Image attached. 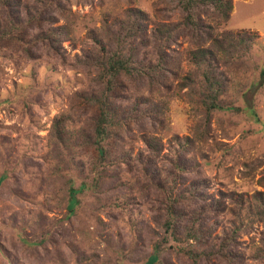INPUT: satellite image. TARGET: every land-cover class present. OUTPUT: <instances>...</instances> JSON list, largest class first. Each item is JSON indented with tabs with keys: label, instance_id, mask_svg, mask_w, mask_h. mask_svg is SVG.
<instances>
[{
	"label": "rangeland",
	"instance_id": "374dc122",
	"mask_svg": "<svg viewBox=\"0 0 264 264\" xmlns=\"http://www.w3.org/2000/svg\"><path fill=\"white\" fill-rule=\"evenodd\" d=\"M14 1L0 5V264H148L156 244L153 264H264V0H230L227 21L199 9L195 27L178 0ZM129 16L141 30L107 102L100 161L105 85L85 61L105 57L96 38L107 46ZM201 48L207 65L192 59ZM206 71L222 81L221 109L207 108ZM177 196V232L197 218L200 241L167 239Z\"/></svg>",
	"mask_w": 264,
	"mask_h": 264
},
{
	"label": "trees",
	"instance_id": "16d2710c",
	"mask_svg": "<svg viewBox=\"0 0 264 264\" xmlns=\"http://www.w3.org/2000/svg\"><path fill=\"white\" fill-rule=\"evenodd\" d=\"M15 2L16 1L14 0H0V5L3 7H8L10 9L12 8L11 5ZM178 3L180 5L181 10L185 14V24L191 27H195L198 24L197 20L199 19V9H212L224 21L228 20L229 14L232 10V4L230 0H178ZM131 17L132 16H129V19L127 21L122 22L118 25L114 37L107 38V46L104 45L101 39L96 38L95 42L96 44H98L100 52L105 54V57L101 55L96 56L91 60L85 61L87 63L93 61V63L97 65V67L101 70L99 79H102L105 85V93H102L100 97L96 98V105L98 107L99 114L94 125L96 133L94 140V149L100 161L105 160L107 154L105 147L102 146V144L104 143L107 135V125L110 118L109 108L107 106L109 96L112 93L114 94L115 86L117 85L116 80L119 78V76L123 74L129 75L131 73V70L133 69L130 62L133 57L132 55L134 54L131 52V48L127 47L132 45L136 39H139L137 37H139L140 35L141 25L138 24L135 19H131ZM12 20H8V27H13L15 30H17L19 26L15 24L14 20ZM16 36L17 34H15L14 36V34L10 33V37ZM53 36L54 35H47V37L41 36V38H43L42 40H50L52 37L51 40H53L54 43H57V40H55ZM7 40H9V34L0 30V44ZM168 40L169 38H164L161 41V44H163L164 42H168ZM210 40H212L215 45H218L217 38H210ZM247 42L251 43L252 38H244L243 36H240L237 39V43H239L240 45H247ZM244 47L246 49V46ZM211 54L212 53L210 49L201 48L192 53V59L194 60L195 64L207 65L206 63L210 61L209 59L212 57L210 56ZM203 84L205 98L207 100V108L221 109L222 107L218 103V96L222 87V81L219 80L218 77L212 72L206 71L204 74ZM56 126L58 127L59 123ZM95 163L96 162L93 163V166L95 165ZM97 174L99 173L97 172ZM77 191H79V189H74L72 187V184L70 183L68 187L67 204V209L70 214L73 213L74 208L78 204V200L76 198ZM178 199H182V196H177L176 198H169L168 203L165 206V210L167 211L168 215L163 223V229L167 239L175 243L181 240L185 242H189V240L200 241L201 238L205 237L206 234H208L209 232H207V228L205 227L204 223L199 222L197 218L195 220H192L190 226L182 230L183 233L177 232L174 223L180 215L179 212L175 210L174 206L178 202ZM262 209L263 211H261L260 213L264 214V202L262 203ZM231 240H233V237L229 236V234L224 236L223 244L221 245L218 252V255L220 257H226V250ZM161 249L162 247L160 246V244L155 245L154 253L150 256L148 264H153L158 260V254ZM180 251L191 257H199L196 254H193L190 250L180 249ZM200 255L206 257L205 253H202Z\"/></svg>",
	"mask_w": 264,
	"mask_h": 264
}]
</instances>
